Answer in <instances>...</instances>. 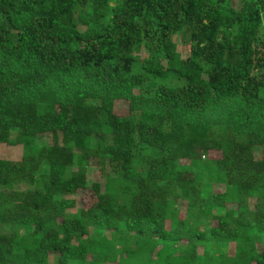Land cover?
<instances>
[{
  "label": "trees",
  "instance_id": "trees-1",
  "mask_svg": "<svg viewBox=\"0 0 264 264\" xmlns=\"http://www.w3.org/2000/svg\"><path fill=\"white\" fill-rule=\"evenodd\" d=\"M263 16L0 0V146L22 148L0 159V264H264Z\"/></svg>",
  "mask_w": 264,
  "mask_h": 264
},
{
  "label": "rangeland",
  "instance_id": "rangeland-1",
  "mask_svg": "<svg viewBox=\"0 0 264 264\" xmlns=\"http://www.w3.org/2000/svg\"><path fill=\"white\" fill-rule=\"evenodd\" d=\"M264 23V16H263ZM177 43L179 45L180 52L183 57H187L189 53V46L185 44L180 39H177ZM115 112L119 115H127L128 114V103L127 102H117L115 106ZM41 143H52V136L45 135L41 138ZM22 157V148L20 146H11L2 144L0 146V159L11 160V161H19ZM255 157L258 160L264 159V147H259L255 150ZM93 168L90 170L88 175L89 184H93L94 182L104 183V179L101 177V173L96 166V163L93 161ZM71 199H75L77 201L78 208H88L94 202V196L90 190L80 191L76 196L71 197ZM212 224V218H202L201 225L203 229H208Z\"/></svg>",
  "mask_w": 264,
  "mask_h": 264
}]
</instances>
